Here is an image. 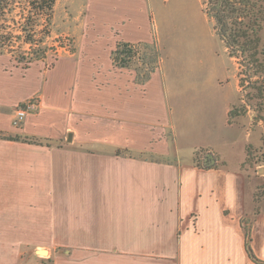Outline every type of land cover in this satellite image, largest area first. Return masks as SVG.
I'll return each mask as SVG.
<instances>
[{
  "label": "crops",
  "instance_id": "1",
  "mask_svg": "<svg viewBox=\"0 0 264 264\" xmlns=\"http://www.w3.org/2000/svg\"><path fill=\"white\" fill-rule=\"evenodd\" d=\"M145 3L89 0L76 51L49 68L0 55V133L41 141L0 137V264H264V209L227 215L242 173L224 172L222 153L194 159L229 144L233 94L213 92L206 115L193 77L160 60L141 83L113 62L119 42L155 39ZM32 97L36 112L14 126Z\"/></svg>",
  "mask_w": 264,
  "mask_h": 264
},
{
  "label": "rangeland",
  "instance_id": "2",
  "mask_svg": "<svg viewBox=\"0 0 264 264\" xmlns=\"http://www.w3.org/2000/svg\"><path fill=\"white\" fill-rule=\"evenodd\" d=\"M88 1L55 0L51 10H47L41 8L45 4L43 0H0V42L6 44L1 57L5 62L9 60L23 66L16 58L29 49L45 47L44 58L36 61L49 68L59 57L71 56L82 33ZM213 1L200 0L202 10H209ZM147 9L152 15L150 25L161 65L167 73L187 75L199 86L203 84L206 115L214 101L213 92L234 96L231 106L236 107L238 114L229 121L232 127L223 128L225 137L231 139L229 144L199 149L194 159L200 166L205 154L228 155V161L221 160L218 166L224 165V172L233 171L236 166L242 174L236 180L237 188L229 196L227 215L239 214L242 208L252 220L256 210L264 209V74L254 73L250 63L239 55H229V49L213 29L214 19L201 13L199 0H147L140 12L145 18ZM28 38L31 43H26ZM259 39L264 48V26L259 31ZM136 50L130 67L142 68L141 58H148L151 51L142 45ZM4 74L8 72H3L0 78ZM5 78H14L17 82L20 76L15 73ZM215 114L213 121L218 124L222 117ZM219 174L222 173H218L215 180L220 181ZM223 200L221 195L222 206Z\"/></svg>",
  "mask_w": 264,
  "mask_h": 264
},
{
  "label": "trees",
  "instance_id": "3",
  "mask_svg": "<svg viewBox=\"0 0 264 264\" xmlns=\"http://www.w3.org/2000/svg\"><path fill=\"white\" fill-rule=\"evenodd\" d=\"M45 4L42 9L51 10L55 0H43ZM209 19H214V31L224 42L225 47L229 49V55H239L245 59L250 66L254 68V73L264 74V48H261L259 31L264 26V0H214L209 10H203ZM28 38L26 43H31ZM148 48L151 55L139 57L143 60V67H135L136 80L138 82L146 81L160 64V54L158 45L155 41L152 43H129L119 42L112 52L114 64L122 67H128L131 59L137 54V47ZM5 41L0 42V53L5 51ZM46 48L29 49L24 55L16 58L27 67L33 61L44 58ZM144 58V59H143ZM235 106H231L228 112V121L237 115ZM0 137L11 140H23L31 143H41L34 137H19L0 133ZM197 151V150H196ZM196 151L194 152L196 154ZM245 245L252 259L257 260L250 251V231L246 230Z\"/></svg>",
  "mask_w": 264,
  "mask_h": 264
},
{
  "label": "built area",
  "instance_id": "4",
  "mask_svg": "<svg viewBox=\"0 0 264 264\" xmlns=\"http://www.w3.org/2000/svg\"><path fill=\"white\" fill-rule=\"evenodd\" d=\"M37 108L38 99L36 97H32L17 105L13 111L12 124L16 127L19 126L24 121L25 117L30 113L36 112Z\"/></svg>",
  "mask_w": 264,
  "mask_h": 264
},
{
  "label": "water",
  "instance_id": "5",
  "mask_svg": "<svg viewBox=\"0 0 264 264\" xmlns=\"http://www.w3.org/2000/svg\"><path fill=\"white\" fill-rule=\"evenodd\" d=\"M37 253H40V254H46V249H37L36 250Z\"/></svg>",
  "mask_w": 264,
  "mask_h": 264
}]
</instances>
